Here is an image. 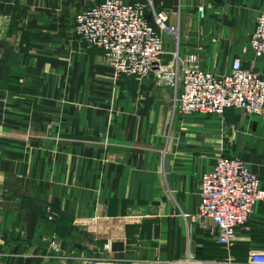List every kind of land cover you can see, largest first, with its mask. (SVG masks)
I'll use <instances>...</instances> for the list:
<instances>
[{
	"label": "crops",
	"instance_id": "0c3cea01",
	"mask_svg": "<svg viewBox=\"0 0 264 264\" xmlns=\"http://www.w3.org/2000/svg\"><path fill=\"white\" fill-rule=\"evenodd\" d=\"M100 1L0 0V264L222 259L213 220L194 219L202 174L239 157L264 188V118L173 102L188 66L224 74L239 57L264 77L250 45L264 0H151L149 22L165 11L176 27L163 32L164 67L118 79L75 33L76 13ZM250 224L239 260L264 249V200Z\"/></svg>",
	"mask_w": 264,
	"mask_h": 264
},
{
	"label": "built area",
	"instance_id": "2783aa9c",
	"mask_svg": "<svg viewBox=\"0 0 264 264\" xmlns=\"http://www.w3.org/2000/svg\"><path fill=\"white\" fill-rule=\"evenodd\" d=\"M152 1L124 3L103 0L76 13L75 33L80 39L105 50L113 76L145 77L162 70L165 54L163 32H175L168 25L165 11H154L155 24L149 22L147 11ZM203 7H200L202 10ZM257 55H264V10L250 38ZM173 78V75L170 77ZM179 113L223 114L227 108L253 112L264 118V77L246 68L235 57L231 70L217 74L198 65L183 72L182 92L174 98ZM264 200L261 177L239 157L218 156L213 168L202 174L196 221L212 219L217 243L227 252L214 261H194L187 255L182 264H264V249H253L245 260L233 252L238 229L251 231L250 220L257 204ZM51 217L56 211L49 207ZM89 264H123L118 260L94 257Z\"/></svg>",
	"mask_w": 264,
	"mask_h": 264
}]
</instances>
